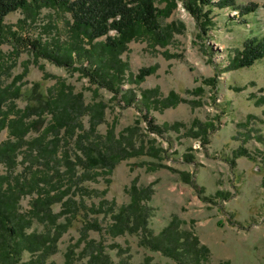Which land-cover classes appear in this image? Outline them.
<instances>
[{"label":"rangeland","instance_id":"obj_1","mask_svg":"<svg viewBox=\"0 0 264 264\" xmlns=\"http://www.w3.org/2000/svg\"><path fill=\"white\" fill-rule=\"evenodd\" d=\"M219 1L212 0V3ZM233 1L236 7H212L209 12L210 6L200 5L198 1L158 0L156 6L168 11L160 18V24L170 30L169 44L162 46L156 35L146 30L129 42L121 57L128 67L122 76L121 93L116 97L81 71L36 58L30 47L19 46L20 54L12 58L19 38L46 41L56 37L63 43L68 41L69 13L44 8L28 25L21 23L25 18L23 12L11 13L5 19L4 34L12 29L17 35L7 32L0 43L4 58L0 86L11 85L15 77L24 75L17 83L22 95L13 99L15 112L34 105L32 90L35 84L40 85L39 92L48 96L58 95L66 86L72 94H82L86 105H106L105 119L98 126V134L104 136L114 128L119 136L125 129L137 127L131 140L135 148L141 145L148 148L156 140V146L163 149L162 158L146 153L122 160L111 176L87 181L64 178L55 189L71 188L66 198L84 202L87 207L106 199L119 208L129 203L128 189L134 180L140 186L154 184L150 228L155 235L177 217L183 222L181 229L194 231L201 243L210 249L209 264H264V59L249 68L234 69L230 65L248 38L264 36V0ZM253 4L258 6L255 12L241 13L240 8ZM199 9L202 12L197 17L192 10ZM151 66L156 67L155 73L139 82V71ZM157 88L158 95H151L149 102L143 101L142 92ZM172 92L183 101L163 109L158 101ZM132 96L134 100L128 102ZM144 102L151 108L150 117L155 125L181 123L180 130L163 135L151 133L143 117L147 113ZM10 105L8 102L7 106ZM50 119L51 115L45 114L44 125L29 133L27 138L39 137ZM194 120L212 125L207 134L203 133L209 143H204L202 134L199 137L190 134ZM81 124L82 132L88 131L89 115L81 118ZM75 138L62 142L63 151L68 150L73 156L80 152ZM10 139L14 140L9 130L0 127V144ZM242 149L247 150L249 157H237ZM23 151L18 150L17 162L12 167L0 164V175L11 173L22 178L29 176L31 171L49 169L37 161L33 165V159L26 160ZM159 164L166 167L154 169ZM30 166L32 168L28 169ZM53 166V169L64 171L61 164ZM182 172L189 176L188 183ZM107 178L111 179L109 184ZM106 189L107 194L103 196L101 192ZM35 197L36 194L22 197L20 211L30 210ZM61 210L60 203L54 206L56 213ZM75 213L72 227L50 259L55 264L65 263L68 248L77 243L85 220L98 218L104 228L111 223L110 216L105 213L88 214L83 208ZM34 229L42 231L43 226L36 224ZM90 235L104 240L107 245L117 243L129 248L133 264H144L147 257L152 259V264H176L160 252L142 246L138 235L127 234L115 239L98 232ZM112 253L117 264L120 259L116 250ZM29 258L30 255L25 254V259Z\"/></svg>","mask_w":264,"mask_h":264},{"label":"trees","instance_id":"obj_2","mask_svg":"<svg viewBox=\"0 0 264 264\" xmlns=\"http://www.w3.org/2000/svg\"><path fill=\"white\" fill-rule=\"evenodd\" d=\"M192 1L209 5V12L212 7H236L233 0H220L218 3H212V0ZM157 2L158 0H0V43L7 32L12 36L17 35L12 29L4 34L5 19L11 13L23 12L25 18L21 23L26 25L35 21L44 8L69 13L71 22L68 41L63 43L56 37L46 41L43 38H19V45L11 53L12 58L20 54L19 46L30 47L36 58L48 59L66 68L81 71L116 97L121 93L122 76L128 67V63L121 58L127 51L128 43L139 38L143 30H146L156 35L162 46L169 44L170 30L160 24V18L167 15L168 11L160 10L156 6ZM189 7L191 9V3ZM257 7V4H253L240 9L242 14H250ZM192 11L199 17L202 9ZM111 32H115L114 35ZM101 38H105L104 42H95ZM262 59L264 36H257L246 40L243 49L230 65L234 69L249 68ZM3 60L0 52V67ZM155 71V66L142 68L137 80L142 82ZM23 77L24 75L17 76L11 85L0 86V127L7 128L14 139L0 144V164L9 167L15 165L18 150L22 149L26 160L31 158L33 165L37 161L49 169L31 171L29 176L22 178L12 176L11 173L0 175V264H55L50 259L58 252L60 240L72 227L78 208L85 209L88 214L105 213L110 216L111 223L104 228L98 218L85 220L77 243L68 248L64 264H116L113 250H116L120 259L117 264H133L129 248L117 243L107 245L104 240L92 238L91 232L107 235L110 239L127 234L138 235L142 246L160 252L176 264H209L210 249L201 243L194 231L181 229L183 222L177 217L159 234L153 233L150 228L153 214L150 202L154 195V184L140 186L134 180L128 189L129 203L119 208L106 199L87 207L84 202L79 203L72 197L66 198L71 188L63 189L64 186H61L55 189L56 185L63 183L64 178L87 181L99 176H111L122 160L134 156L147 153L162 158L160 155L163 149L156 146V140L148 148L145 145L135 148L131 140L137 127H129L119 136L115 134L114 128L104 136L98 134V126L105 119L106 105H86L82 94H72L66 86L62 87L58 95L48 96L39 92L40 85L35 84L32 90L34 105L15 112L13 99L22 95L21 86L17 83ZM154 94H159V88L141 93L143 101L148 102ZM127 100L132 102L134 96ZM182 101L172 92L158 103L165 109ZM8 102H11L10 106H7ZM144 104L147 113L143 117L149 124L151 133L163 135L168 131L180 130L181 123L171 126L155 125L154 119L150 117L151 108L145 102ZM47 113L51 115L49 124L39 137L29 140L27 135L44 125V115ZM85 115L90 117V126L88 131L82 132L81 118ZM210 126L212 125L194 120L189 132L196 137L202 134L204 143L207 144L209 140L203 133L207 134ZM193 129H198L199 132H194ZM76 130L79 131L78 134H75ZM73 137H76L75 143L80 151L74 156L62 148L64 139ZM237 154V157H249L245 149ZM55 163L61 164L64 171L53 169ZM157 167L166 166L159 164L154 169ZM31 168L32 166L28 169ZM78 170L81 171L80 174ZM181 175L187 183L190 181L186 173L182 172ZM110 182L111 179L107 178V183ZM33 194L36 197L31 202L30 210L21 212V198ZM101 194L105 196L107 189ZM59 203L62 210L56 213L54 206ZM63 216L64 220L60 221ZM36 224L43 226V230L34 229ZM25 254H29L30 258L26 260ZM144 264H152V259L147 257Z\"/></svg>","mask_w":264,"mask_h":264}]
</instances>
